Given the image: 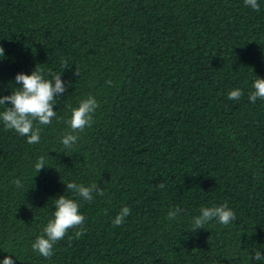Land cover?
I'll use <instances>...</instances> for the list:
<instances>
[{
	"label": "trees",
	"instance_id": "obj_1",
	"mask_svg": "<svg viewBox=\"0 0 264 264\" xmlns=\"http://www.w3.org/2000/svg\"><path fill=\"white\" fill-rule=\"evenodd\" d=\"M258 3L259 11L244 0H0V95L35 67L67 85L38 144L0 122V262L264 264L251 257L264 256V100H248L264 79ZM236 88L243 95L229 100ZM89 95L99 105L94 123L66 149L62 118ZM69 182H96L103 194L80 200ZM60 195L77 200L86 231L75 238L70 229L45 258L31 245ZM224 203L233 224L214 219L191 232L202 206ZM123 206L130 215L114 226Z\"/></svg>",
	"mask_w": 264,
	"mask_h": 264
},
{
	"label": "clouds",
	"instance_id": "obj_2",
	"mask_svg": "<svg viewBox=\"0 0 264 264\" xmlns=\"http://www.w3.org/2000/svg\"><path fill=\"white\" fill-rule=\"evenodd\" d=\"M244 4L255 11L260 10L258 0H244ZM3 56L4 49L0 46V57ZM65 63L66 61H62V66ZM49 75H51V79H46L44 70L38 67H35L30 74L17 73L15 83L19 87H14L15 90L11 91L10 95H0V106H3V111H0V122L3 123L5 129L13 130L20 136L25 137L29 144H38L40 142V126L50 125L52 120L57 118V112L53 110V106L56 97L65 93L67 88V85L61 79V73H49ZM75 75L79 76V72L76 71ZM106 83L111 84V81H106ZM252 89L248 95L250 102L255 103L257 99L264 100V79L257 77L252 82ZM227 95L229 100H238L243 93L241 89L236 88L230 90ZM98 107L96 99L91 95L80 100L77 107H68L70 115L62 118L71 129L61 139V143L66 149H72L79 139L78 134L94 123L93 115ZM44 167H46L45 158L41 156L34 165L36 174ZM13 184L18 188L23 187L20 179L13 180ZM65 186L80 200L87 202H92L93 193L103 194V189L98 187L96 182L87 186L69 182ZM157 187L163 189L165 185L159 183ZM53 203L54 212L52 217L43 227V234L38 236L31 245L34 251L45 258H49L54 254V245L63 240L70 229H76L74 232L75 238H80L86 231L83 227L85 217L80 212V205L77 200L60 195L54 199ZM180 211L179 208L169 209L166 219L169 221L176 219ZM130 212L129 207H121L112 221L113 225L121 226L125 222V218L130 215ZM214 219L217 223L227 226L233 224L237 217L227 203L211 207L202 206L199 215L192 217L191 232L205 229V226ZM68 238L71 240L73 237L69 236ZM251 257L257 262H264V256L261 255L258 249L252 251ZM0 264H14V261L5 256Z\"/></svg>",
	"mask_w": 264,
	"mask_h": 264
}]
</instances>
